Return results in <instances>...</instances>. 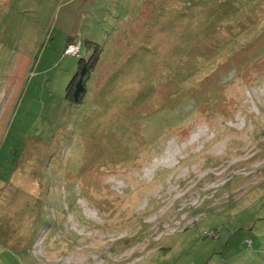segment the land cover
<instances>
[{"label": "rangeland", "instance_id": "rangeland-1", "mask_svg": "<svg viewBox=\"0 0 264 264\" xmlns=\"http://www.w3.org/2000/svg\"><path fill=\"white\" fill-rule=\"evenodd\" d=\"M229 1L0 0V264H264V0Z\"/></svg>", "mask_w": 264, "mask_h": 264}, {"label": "trees", "instance_id": "trees-1", "mask_svg": "<svg viewBox=\"0 0 264 264\" xmlns=\"http://www.w3.org/2000/svg\"><path fill=\"white\" fill-rule=\"evenodd\" d=\"M216 1L219 4V8H221L220 11L223 12V15L224 14L230 15V13H228V12L234 13L236 11L235 10L236 6L233 5L229 0H216ZM232 1H235V0H232ZM196 2L201 3V0H195V1L194 0H188V4H191L190 6L194 5V3H196ZM183 7H185L183 9L188 10V5L186 4V2L184 3ZM179 12H180V14H182L183 11H179ZM208 15H213V13H209ZM74 44L75 43L68 42L65 45L64 50L70 45L74 46ZM95 54H96V50H95V53L93 56H95ZM78 55H79V50H78V54H76V56H78ZM94 62H95V57L94 58L89 57L88 59L80 58L78 60V66L76 68V71L73 73L72 78L66 87L65 94L68 97L69 101L79 102L81 100L84 92L86 91V88H85L86 80L90 74L89 72H90V69L92 68ZM191 100H193V102H196L195 99H191ZM177 102H178V100H176V102H174V105ZM174 107H175V110L178 111L180 108H182V105L174 106ZM189 110H190L189 113H191L192 110L191 109H189ZM181 114L182 113H180V115H176V116L173 115L172 117H170L171 120L169 122H166V123L170 124V122L174 123V122L178 121L177 119L181 117Z\"/></svg>", "mask_w": 264, "mask_h": 264}, {"label": "built area", "instance_id": "built-area-1", "mask_svg": "<svg viewBox=\"0 0 264 264\" xmlns=\"http://www.w3.org/2000/svg\"><path fill=\"white\" fill-rule=\"evenodd\" d=\"M70 49L73 50V47H71Z\"/></svg>", "mask_w": 264, "mask_h": 264}]
</instances>
